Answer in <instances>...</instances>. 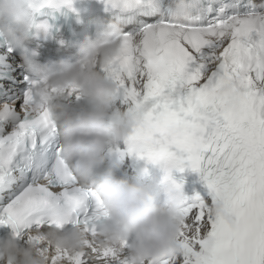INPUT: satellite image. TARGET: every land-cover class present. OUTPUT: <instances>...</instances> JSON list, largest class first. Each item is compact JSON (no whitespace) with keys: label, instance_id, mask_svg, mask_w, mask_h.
I'll use <instances>...</instances> for the list:
<instances>
[{"label":"snow or ice","instance_id":"1","mask_svg":"<svg viewBox=\"0 0 264 264\" xmlns=\"http://www.w3.org/2000/svg\"><path fill=\"white\" fill-rule=\"evenodd\" d=\"M74 2L33 0L35 32L47 34L48 15L76 11ZM101 2L123 33L120 54L100 70L117 82L121 107L141 114L126 147L109 151L163 161L176 189L184 185L172 173L185 169L207 188L179 203V252L145 264H264V0ZM36 83L0 35V227L48 264H133L130 240L100 236L107 209L62 155L56 122L33 101ZM76 225L83 250L50 243L49 232Z\"/></svg>","mask_w":264,"mask_h":264},{"label":"clouds","instance_id":"2","mask_svg":"<svg viewBox=\"0 0 264 264\" xmlns=\"http://www.w3.org/2000/svg\"><path fill=\"white\" fill-rule=\"evenodd\" d=\"M33 0H0V35L19 51L22 66L37 81L35 104L47 106L62 140V155L78 179L95 188L108 215L97 222L99 234L111 242L131 241L133 264L179 252L177 234L183 223L178 206L184 191L170 182L143 183L105 168L109 149L125 141L141 114L118 107L117 82L100 70L120 54L123 27L115 19H99L95 35H85L76 52L59 60L40 62L34 37ZM182 7V5H178ZM76 88L84 103L69 95ZM53 90H57L54 92ZM153 162V161H150ZM162 194L166 195L161 202ZM50 243L73 252L84 249L82 226L47 234ZM0 260L7 264H48L34 244L21 242L11 232L0 236Z\"/></svg>","mask_w":264,"mask_h":264},{"label":"bare ground","instance_id":"3","mask_svg":"<svg viewBox=\"0 0 264 264\" xmlns=\"http://www.w3.org/2000/svg\"><path fill=\"white\" fill-rule=\"evenodd\" d=\"M116 103H117V105H118L119 107H121V105H120V103H119L118 101H117ZM121 165H122V170H121V172L125 171L126 168L129 167V165H128V163H127L126 161H122Z\"/></svg>","mask_w":264,"mask_h":264}]
</instances>
